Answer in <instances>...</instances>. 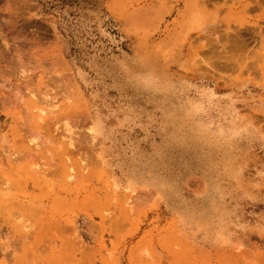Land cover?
Masks as SVG:
<instances>
[{
    "label": "rangeland",
    "instance_id": "rangeland-1",
    "mask_svg": "<svg viewBox=\"0 0 264 264\" xmlns=\"http://www.w3.org/2000/svg\"><path fill=\"white\" fill-rule=\"evenodd\" d=\"M11 1L0 0L1 34L20 42L7 23L21 14L24 48H35L26 43L34 32L61 55L98 139L80 138V153L106 160V171L94 158L66 185L55 173L29 185L38 196L44 186L68 194L55 208L62 264H168V253L178 264L217 259L193 249L166 204L224 217L231 231L264 229V0ZM212 203L222 212L207 210ZM50 236L45 229L25 264L34 250L48 253Z\"/></svg>",
    "mask_w": 264,
    "mask_h": 264
},
{
    "label": "bare ground",
    "instance_id": "bare-ground-1",
    "mask_svg": "<svg viewBox=\"0 0 264 264\" xmlns=\"http://www.w3.org/2000/svg\"><path fill=\"white\" fill-rule=\"evenodd\" d=\"M259 1L247 0L245 7ZM22 17L21 14L9 17L7 26L11 25L10 29H4L10 36L9 32L14 36L19 34L15 39L20 42L13 39L11 43L5 36L7 34L0 32V237L6 234L15 246L9 252L11 244L0 242V264H25L28 260L26 251L41 239L45 229L51 234L48 253L34 250L30 264H43L44 261L60 264L56 244L61 225L55 208L59 201L69 199L68 194L60 195L55 187L43 190L44 186L38 196L33 190L29 191V185L33 189L43 185L42 177L49 173H55L59 176L58 182L66 185L81 175L94 158L96 166L99 164L106 171V160L101 152L94 154L89 161L82 156L84 153H80L83 151L79 147L80 138L87 137L94 145L98 140L94 126L86 123L91 115L89 107L61 55L45 44L40 35L31 32L30 41L26 43L32 41L36 46L32 50L24 48L22 43L30 36L27 38L16 28ZM229 18L225 13L220 20L228 25ZM21 36L24 37L22 40ZM75 156H80L78 161ZM113 180L115 189L119 190L120 184ZM129 183L135 184L133 180ZM166 208L179 214L174 217L175 223L193 249H209L208 254L211 251L218 254L217 259L210 257L202 264H222V258H235L238 264H264V229L244 226L231 231L226 228L224 217H219L222 220L219 221L201 214L200 208L177 210L168 204ZM221 209L212 203L207 210L222 212ZM187 228L201 232V240L197 239L195 232L190 234ZM175 256L171 258L169 253L165 256L168 264H178Z\"/></svg>",
    "mask_w": 264,
    "mask_h": 264
}]
</instances>
